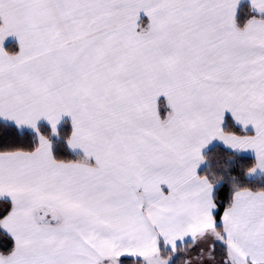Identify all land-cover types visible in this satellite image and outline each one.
Returning a JSON list of instances; mask_svg holds the SVG:
<instances>
[{"label":"snow or ice","instance_id":"obj_1","mask_svg":"<svg viewBox=\"0 0 264 264\" xmlns=\"http://www.w3.org/2000/svg\"><path fill=\"white\" fill-rule=\"evenodd\" d=\"M264 264V0H0V264Z\"/></svg>","mask_w":264,"mask_h":264},{"label":"trees","instance_id":"obj_2","mask_svg":"<svg viewBox=\"0 0 264 264\" xmlns=\"http://www.w3.org/2000/svg\"><path fill=\"white\" fill-rule=\"evenodd\" d=\"M181 264H183V262H181Z\"/></svg>","mask_w":264,"mask_h":264}]
</instances>
